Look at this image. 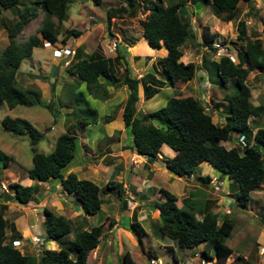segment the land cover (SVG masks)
<instances>
[{"label": "trees", "instance_id": "obj_1", "mask_svg": "<svg viewBox=\"0 0 264 264\" xmlns=\"http://www.w3.org/2000/svg\"><path fill=\"white\" fill-rule=\"evenodd\" d=\"M79 1H90L94 6L101 4V0ZM240 1L250 0H143L142 6L148 12L138 20L141 36L146 43L154 48L162 43L166 48V54L157 58L156 62L169 86L174 88L176 85V88L180 89L181 84L191 79L195 72L199 69L205 70L202 66L205 62L209 63V75L215 78L218 85L222 86L231 80V84L235 86L234 92L224 93L221 104H212V108L223 106L220 123L213 122L211 115L204 110L202 102L191 95H171L158 109L135 115L139 83L142 85L143 98H149L158 92L160 81L153 79L152 83H143L141 77L132 76L126 66L124 54L117 45L113 58L104 57L98 50L86 54L76 47L64 68L67 75L72 76L64 91L68 102L60 100L58 104L60 107H70L69 104H74L76 107L69 114L78 115L72 118V122L65 123L68 125L64 132L56 136L50 152L36 150L35 145L42 138V133L26 119L4 116L0 121L5 130L25 134L28 138L32 154L31 166L26 170L27 177L40 182L48 179L58 180L61 190L74 198L84 215H94L100 210V196L103 194L114 193L122 200L123 186L120 181L109 178L99 187L89 179L78 178L73 172L63 174V169L74 157L76 130H83L85 125L97 120L96 110L89 106L84 93L77 88L84 84L88 95L104 100L109 93L105 85L98 81V77H103L113 87L126 86L127 94L122 104L121 118L130 136L129 148L136 154L145 156L146 161H152L159 154L160 146L165 145L174 152L171 157L161 158L170 173L177 177L189 176L199 163L205 162L221 175H225L231 185L236 186L237 191L233 197L235 206L245 208L253 202L250 193L264 185V126L255 124L251 127L250 123L264 116V105H254L250 102V91L245 78L251 70L264 69V41L258 37L247 38L244 21L238 19L235 25V39L243 43L237 48L236 62L226 55L211 61L202 57L199 65L192 61L183 63L179 60L182 44L194 37L188 19H185L180 11L184 4L199 2L209 5L215 17L230 21L236 15ZM71 2L72 0H30V6H23L20 0H0V10H9L14 16L10 23L0 20V26L5 29L7 39L6 45L0 51V105L5 104L12 108L16 105L41 104L39 90L34 86L18 85L14 75L20 62L29 57L32 49L40 46L43 41L51 45H62L67 38H77L81 35V30L75 28L64 29L62 33L59 30L61 22L67 18ZM139 7L137 0H121L119 7L107 8V27L109 19L115 13L133 16ZM38 10L41 11L42 17L36 33L28 35L25 39H18L27 22L37 17ZM260 21L264 33V15ZM60 34L62 35L58 39ZM217 36V33H209L206 25L202 26L203 45L212 48L211 43ZM221 44H225L223 39ZM118 59H122L124 63L120 74L116 70L120 65ZM52 102L51 100L43 106L50 109ZM113 118L114 111L103 115L100 120L107 122ZM233 134L242 136L243 145L239 143V147H225L221 142L230 140ZM109 140L110 137L103 138L105 142ZM10 159L9 155L0 150L2 167H6ZM197 179L205 183L209 177L198 176ZM8 186L13 195L7 197L19 204L32 200V194L35 193V186L32 185L10 182ZM158 191L161 199L148 203L157 214L152 232L166 237L179 249H193L202 244L199 252L202 260L210 262L209 264H225L232 252L225 243L233 226V222L228 218L229 212L222 214L219 221V216L210 210L206 201L187 195L181 198V204L178 206L175 194L164 188H159ZM5 208L6 205L0 203V264H88L86 257L89 251L100 244L115 224L112 217H106L105 229L104 222L88 229H72L69 219L43 206L40 215L45 239L60 240L65 246L57 244V250L42 248L35 256L22 253L12 246L11 239L20 235L15 232L13 224L3 217ZM128 226L142 252L149 258L156 259L153 252L143 249L142 236L146 233L133 212ZM7 229L11 231L8 237ZM71 231L72 239L62 241ZM165 247L170 251L173 261H177L172 247ZM119 262L135 264L128 250H124L119 256Z\"/></svg>", "mask_w": 264, "mask_h": 264}, {"label": "rangeland", "instance_id": "obj_2", "mask_svg": "<svg viewBox=\"0 0 264 264\" xmlns=\"http://www.w3.org/2000/svg\"><path fill=\"white\" fill-rule=\"evenodd\" d=\"M255 1L263 3L264 0H250L247 2L240 1L237 5V12L236 15L231 21H224L222 19V27H218L219 25H214L215 16L212 14L209 5H202L199 2L192 3L190 8H186V12L183 11V15L185 19H188L190 21V15L194 14V16H199L204 20V22L211 26L212 31H216L220 28V33H222V36L218 35L217 40H222L225 42L223 45L214 46L216 47L215 50H212V48H207L205 53V59L206 61H210L208 58L218 59L221 55H226L229 57L230 60L232 58L235 59V53L237 51V48L242 45L243 41H238L235 39V25L236 21L238 19H242L244 21L245 25V31L247 38H254L258 37L261 38L264 41V33L262 31V24L260 21V18L262 15H264V7H260L255 9L254 3ZM121 3V0H102L101 4L99 6H94L90 1H79V0H72L71 4L68 7L67 10V18L61 22L60 25V32L62 33L64 29L67 28H75L81 30V35L78 38L84 37V40L88 44H94V42L99 41L100 36L103 33L102 38H108L109 40H112L113 42L115 39H112V37L107 33V20L105 17V11L107 8L111 7H119ZM30 0L27 2L25 1L23 3V6H30ZM21 7V6H20ZM39 16L36 18L30 20L27 22V24L23 27L22 32H20L18 39L22 40L25 39L28 35L32 33H36L37 28L39 26L42 14L39 12ZM187 14V15H186ZM186 15V17H185ZM13 15L9 10H0V20L3 22L7 21V18H12ZM137 19H140L139 14H137ZM111 18H114V20H111ZM109 19V22L113 21L112 28L116 26V23L119 22L121 25H131L134 24V28L137 29V22L135 20H127L125 19V13H115L113 17ZM218 18V17H217ZM39 19V22L37 21ZM75 19V20H74ZM106 21V24H103ZM134 21V23H133ZM38 25V26H37ZM190 27L192 25L190 24ZM201 28V40H202V27ZM223 28V29H222ZM3 29L0 26V30ZM4 34L6 35L5 29ZM117 30H121L120 27H117ZM209 33H217V32H210ZM219 34V33H218ZM62 35V34H60ZM58 36V38L60 37ZM82 36V37H81ZM74 37H69V39ZM68 39V38H67ZM215 40V43L217 42ZM6 41V39H5ZM117 41V39H116ZM108 45V48L110 51H114L113 56H107L108 58H113L116 54L115 48L111 49L110 44ZM187 42L186 40L182 46L181 49L183 51L184 56H188L189 50L187 48ZM4 43H0V51ZM198 45V44H197ZM130 46V45H129ZM55 47L54 45L49 48H43L39 49V52L34 53V57L36 59L35 61V67L32 68L29 66L30 58L26 57L21 62L20 68L22 70H25L26 72H33L36 74H39V69L36 67L38 64L43 65L44 72L47 74L50 73V70L52 67H54L53 75L58 73V80L57 85L55 86V90L50 92L52 94L51 100L53 101L50 109L43 106L46 103H41L33 106H19V108H16L14 110H11L8 112L6 110L5 104L0 105V121L2 117L5 116V114H21L25 116L24 119L30 122L39 132L42 133V138L38 141V143L35 145L36 150L43 153H48L52 150L50 147V143H54V140L56 136L62 132H64L65 127L68 124L63 123V119H65V123L72 122V118L77 117L76 114L71 116L68 111L63 110L70 108L71 110L75 108L76 106L74 104H69L70 107H64L59 106L57 103V100H61L62 102L66 103L67 98L64 95V91L62 92L61 87L59 88V80L63 78V76L66 74L64 73V68L62 69V66L59 65L60 58L58 57H52L51 55V48ZM212 47V46H211ZM85 50H88L87 48ZM121 51V50H120ZM204 56V55H203ZM202 56V57H203ZM106 57V58H107ZM125 60V58H124ZM194 57H189V61H193ZM54 61V62H52ZM120 65L116 69L117 73L120 74V72L123 69L124 63H122V59H118ZM126 62V61H125ZM236 62V59L234 60ZM60 68V69H59ZM120 68V69H119ZM199 72V71H198ZM197 72V73H198ZM42 75V74H41ZM46 75V74H45ZM199 77H201V82L204 85V89L206 93L200 98L199 100L202 101V105L206 106L208 109L206 112H208L211 115V119L215 123H220L222 120L223 112L221 109L218 108H212L213 103H220L221 104V97L224 93H233L235 90V86L231 84V80L229 79L226 83L221 85H218L215 81H212V85H208L204 83L203 75L198 74ZM15 77V75H14ZM214 78V77H213ZM16 79V78H15ZM215 80V78H214ZM43 81V80H42ZM46 81V80H45ZM246 84L250 91V97L249 100L252 104H262L264 105V69H254L248 72L246 78H245ZM194 82V81H193ZM18 85L22 87H26L23 84H20L17 82ZM83 84H80L78 87L80 90L84 91V89H81ZM111 85V84H110ZM112 86V85H111ZM209 86V87H208ZM64 90V89H63ZM86 92V91H85ZM53 94H56L54 96ZM170 95L166 92H159L155 95H153L152 99L149 100V109L150 110H156L160 106H163L165 104L166 99ZM211 98L214 99L212 102ZM69 99V98H68ZM51 100H47L50 102ZM87 102L89 103V106L91 107V102L89 98H86ZM221 107V106H220ZM112 108H110V112L112 111ZM63 111H60V110ZM69 110V109H68ZM103 110H107L106 107H103ZM24 114H23V113ZM65 112V113H64ZM251 119V118H249ZM258 126H264V116H260L256 118L255 120H252L250 123L251 127L253 125ZM92 130V129H91ZM87 133L90 134V129H86ZM96 132H99L103 134L101 131V124L99 126H95L94 130ZM254 131V130H253ZM76 141H75V158L78 155L79 150V138L80 134L79 131L76 130L75 133ZM233 138H231L228 141L221 142L225 147H239L238 140L236 138V134L232 135ZM103 136L99 141H96V144H101L103 141ZM81 144H83V140L81 141ZM131 144V141H130ZM0 150L5 152L7 155L11 157L9 160V163L6 167H2L0 165V181L2 180L6 184H9L10 182H15L19 180L20 178L23 179L25 177L24 171H26L31 166V150L28 143V138L25 134H16L12 131L5 130L1 123H0ZM96 153V152H95ZM161 157V154H160ZM115 159L117 157H114ZM122 158V157H121ZM130 163L134 166L136 163V158L134 155L129 156ZM158 158V156H157ZM162 158V157H161ZM160 158V160H161ZM159 159V158H158ZM90 166V165H89ZM93 169V168H92ZM208 173L210 175H217L220 180V185L214 184L215 179H211V184L209 182V186L207 187L209 191L206 189V184L201 183L200 180L196 181V183H199L197 185H200V188L198 191H205L208 194V198L210 199L208 203V207L215 211V213L220 217L222 214L229 212L228 218L231 219L233 222L232 230L229 234V236L226 238L225 243L228 245L232 252L228 256V258L225 261V264H263L264 262V256H262V253H260V247L264 246L261 244H264V185H261L258 189L252 191L250 193V196L253 199V202L247 204L245 208H240L234 205V193L237 191V188L235 185H232L230 189L229 195H224L222 197V191L221 188L222 182L224 181L222 179V176L219 172H217L215 169L211 168L207 163L201 162L193 171L194 175H198L199 173ZM205 173V174H206ZM218 173V174H217ZM109 175L108 179H115V175L111 176L110 171L107 172ZM11 175V177H10ZM16 175L15 180L13 179V176ZM203 177V176H201ZM129 178V173H126L123 177ZM14 180V181H11ZM196 179V178H195ZM210 179V178H209ZM126 180V179H125ZM155 180V179H154ZM97 182L100 186L104 185V182ZM165 184H167V187L173 189V193L177 192V189L180 188L178 185V181H164ZM174 182V183H173ZM171 185V187L169 185ZM188 187H185L187 189ZM33 195V194H32ZM144 196L141 197V199L138 200V205L134 208V211H132L136 216H141L143 218L139 224L142 226V228L145 230V233L148 235L142 236V245L143 249L145 251L150 250V252L154 253L156 258L160 261V264H172L174 261L172 259L170 251L167 249V245H170L172 247L174 256L178 259V261L182 264L184 262H188L191 258H198L197 256L193 257V252H196L199 254L198 250L196 248L193 249H184L181 250L178 247L174 246V244L167 239L166 237H160L158 234H155L152 232L153 223L157 221V215L154 210H152L150 207L146 206L144 210L139 213L137 211V208L140 207V202H144L145 204L148 202H152L155 198H159V194L155 195L153 194L152 197L149 196L148 193H144ZM144 198V199H143ZM180 196H177L176 204L180 206L181 199H179ZM150 200L146 201L145 200ZM199 199V198H198ZM10 201H13V199L9 198ZM112 200H115L114 197H112ZM132 201V199H130ZM129 200L127 199L125 201L128 206ZM118 203V201H116ZM9 209L5 211L4 217L6 221H13L16 220L17 224L20 226L18 222L20 220L17 217V215H23L25 213V210H21L20 208H29L26 206H33L32 203H28V205L19 204L15 201L9 203ZM30 204V205H29ZM144 204V205H145ZM228 204V205H227ZM132 207V203L129 204ZM142 205V206H144ZM124 207L121 209L118 208L115 204H107L103 203L102 210L98 211L94 215L86 216V220H76L73 223H71L72 229L75 228H84L88 229L89 227L93 225L100 224L104 222L103 229H105L106 226V217H112V218H118L119 219V226L121 228V231L111 232L114 228V225L111 227V229L108 231L106 237L100 242L99 246H96L93 250L90 251V254H87L86 260L88 264H120L119 262V256L122 254L124 250H128L132 259L134 260L135 264H149V257L146 256L140 247V244L138 243L136 237L132 232L126 228L128 222L127 219L128 215L132 214V212L124 211ZM15 210L19 211L17 214H15ZM136 211V212H135ZM40 211H36L35 215L36 218H40ZM128 214V215H127ZM42 216V215H41ZM42 220V219H41ZM125 222H127L125 224ZM27 224H33L34 227H36V223H34V216L31 214L29 215V219L27 221ZM41 225V224H40ZM79 225V226H76ZM81 226V227H80ZM119 230V229H118ZM34 239H38L36 234L32 235ZM73 233L72 231L65 235L62 238V241H68L72 239ZM48 241V242H47ZM44 241L43 244H48V249L56 250L58 245L59 246H65L64 242L59 241H50L47 240ZM50 244V246H49ZM53 244V247L51 245ZM58 244V245H57ZM98 247L102 248L98 251ZM202 247V244L199 245L200 249ZM31 247L24 245L21 252L24 253H31V254H39L40 250L30 251ZM240 257V259L238 258ZM155 264V263H152ZM187 264H193V262H188Z\"/></svg>", "mask_w": 264, "mask_h": 264}, {"label": "crops", "instance_id": "obj_3", "mask_svg": "<svg viewBox=\"0 0 264 264\" xmlns=\"http://www.w3.org/2000/svg\"><path fill=\"white\" fill-rule=\"evenodd\" d=\"M25 1L28 2L29 0H20V3H24ZM151 1H155V0H151ZM191 5L192 4L187 2L184 5V7L180 8L181 14L183 15V11L186 12L187 11L186 8H190ZM21 7L19 6V8ZM39 12L40 10H38V13ZM39 15L40 14H38L37 16ZM125 16H126L125 18L126 20L128 18V20L130 21L135 20L137 22V29L134 28L135 26L134 24L121 25L119 22H117L116 26L112 28L113 21H111V23L109 22L108 24L107 33L112 37V39H115V38L117 39V47L121 50V52H123L124 58L126 61V66L129 68L131 75L136 78L141 77L143 83H152L153 79H157L158 81H160L161 86L157 93L163 91L169 94L170 96L176 94V95H191L197 99H199L200 96L202 97L206 93V91L204 89L203 83L201 82V77H199L198 74L203 75L202 77H203L204 83L208 84L209 86L212 85V81H215L214 78L209 75L210 74L209 63L205 62L202 65L205 70L199 69L198 73L195 72V74L193 75L191 79L181 84L182 86L180 89H177L176 85L174 86V88L172 86H169L166 80L163 78L162 73L160 72V67L156 62L157 58L163 57L166 54L165 46L162 43H160L159 47L154 48V47H150L146 43L145 39L141 36V29L138 25L139 19H137L138 18L137 11L133 14V16H129V15H125ZM12 19H14V16L10 19L7 18V21L6 22L4 21V22L10 23ZM111 20H114V18H111ZM37 21L39 22V19H37ZM103 24H106V21ZM189 24L192 25L191 30L194 34V37L192 38L191 41H188L186 45L188 50L190 51L188 56H184L183 51L181 49L182 55L180 56V60L183 63H185L189 61V57H194V60L192 62L199 65L200 59L202 58L203 55H204L203 57L205 58L204 52L207 49V47L202 44L201 36L199 34L201 33L200 26L202 27L203 25H206L210 32H217V34L219 33L218 35L222 36V33H220L222 22L219 18L215 17L214 25L215 26L219 25L218 27L220 28L217 29L216 31H212L211 26H208L204 22V20H202L201 17L194 16V14H191ZM117 27H120L121 30L118 31ZM102 36H103V33L100 36L99 41L94 42V44H88V45L86 41L84 40V37L82 36H81L82 38H78V37L71 38V39L68 38L65 40L64 44L61 45L60 43H58L57 47H70L73 49H75L76 47H79L83 51V53H86V54H89L93 52L94 50H98L104 57L113 56L114 51H110L108 48V45L112 40H109L108 38H102ZM5 39H6V35L4 34V30L1 29L0 30V43H4L3 44L4 46L7 43V39L6 41ZM43 48H49V47L38 46L32 49V52L30 56L28 57L30 58L29 66H31L32 68L35 67L34 63L36 61L34 57V53L36 51L39 52V49H43ZM86 48L88 50H85ZM71 57H72V54L68 57V59L70 60ZM207 59H209L210 61L216 60L211 57L210 58L207 57ZM21 64L22 62H20L19 67L17 68L15 72L16 82L23 84L26 87H29V86L36 87L40 92L41 103H48L47 100H51L52 98L51 92L55 90V86L57 85L56 82L59 79L58 73L55 72V74L53 75L54 67H52L50 70V73L47 74L46 72H44L43 65L38 64L36 67L39 69V74H36L31 71L26 72L25 70H22L20 68ZM61 66H62V69L65 68V65H61ZM64 73L66 74L63 76L61 80H59V83H58L59 88L61 87L62 92L65 91V85L67 89L68 82L71 81L72 79V76L67 75V72H65V69H64ZM98 81L102 82L105 85V88L107 92L109 93L108 97L105 98L104 100L94 98L91 95H88L85 92V90L82 91L79 89V87L77 88V90H80L84 93L85 99L89 98L92 104L91 107L94 108L97 112V120L94 123L85 125L83 130L79 131V134L81 136L79 138L80 146L78 150V155L66 165V167L63 169V174H67L68 172H73L76 174L78 178L89 179L95 184H97V182L95 181L105 182L109 177V175L107 174L108 171H110L111 176L115 175V179L113 180L120 181L123 186L122 200H120L117 197V195L114 193L103 194L100 196V198L102 199V202H101L99 211L102 210V205L105 202L107 204L113 203L117 205L118 208L120 207L121 209L124 207L123 209L124 211L132 212L134 211V208L136 206H139L138 200L144 196L143 195L144 193L149 194V196L147 197H152L153 194L155 195L159 194V198L154 199V200H159L161 199V195L158 191L159 188H164L168 190L169 192L173 193V189L171 190V188L167 187V184H165L164 182L165 180L180 182L178 183L180 188L177 189L176 193H173L176 195V197L180 196L179 199L187 195H191L193 198H196V199L199 198L201 201H206L208 205L210 201V199H207L208 194L205 191H198V189L200 188V185H197L199 183H196V181H198L197 177L198 176H208L210 178L208 179V181L204 183L207 185L205 189L206 191L207 190L209 191V189L207 188L209 186V181L215 178L219 179V177H217V175H210L206 172L199 173L198 175L191 174L185 177L175 176L174 174L170 173L164 167L162 160H160L161 157H171L174 154V152L165 145L160 146V149H159L160 152L157 155L159 159L156 157L152 161H146L145 156L136 154L131 148H129L130 136L127 132V129L124 127V124L121 118L122 104L127 94L126 86L119 85L117 87H113L103 77H98ZM50 89H51V92H50ZM81 89H84V84L82 85ZM137 94H138L137 96L138 99L136 102L135 115L138 116L142 113L153 111L149 109V103H148L149 100H151L153 96L149 98H143L141 83H139L138 85ZM53 95L56 96V94H53ZM211 100L212 102L214 101L213 98H211ZM59 102L60 100L58 99L57 103ZM19 106H22V105H16L12 108H8L6 106V110L10 112L11 110L19 108ZM23 107H26V106H23ZM103 107H106L107 110L106 111L103 110ZM111 107H113L112 111H114V118L110 121L102 122L100 118L103 115L111 113L112 112V111L110 112ZM222 107L223 106L219 107L221 111H222ZM68 109L64 108L63 110L68 111L69 113L71 109L70 108ZM63 110L61 109L60 111H63ZM5 116L11 117V118L13 117L25 118V116L21 115L20 113L12 114V115L5 114ZM62 121H63L62 125H64L65 119H63ZM99 124H101V131L103 132V134L93 131L95 126H99ZM87 128L90 129V134L87 133L86 131ZM103 136L110 137V140L108 142H102L101 144H96V141H99ZM82 140H83V144H81ZM50 145H51L50 147L52 148L53 143H50ZM160 154H161V157H160ZM131 155H134L135 158L137 159L136 162H138L134 166L130 163L129 156ZM114 157H117V158L115 159ZM24 173H25V177L23 179L20 178L19 180L15 182H18L22 185L35 186V193L32 195V200H29L26 204L28 205V203H32L33 206H26L29 208H20L21 210H25V213L21 216L20 215L12 216V217H17L20 220V222H18L20 226L17 224L16 220L7 221V222L12 223L14 226L15 232L20 235V237H15L13 239H19L24 245L31 247V249H29L30 251H35L36 245H34V242L32 241V237H33L32 235L43 233V230L40 225L42 216L40 215L39 216L40 218L38 219L36 218V215H35V212L39 210L40 206H45L47 208H50V210H52L54 213L63 215L65 218L69 219L71 223H73L76 220L85 221L86 216H89V215H84L80 206L75 202L74 198L71 195L66 194L64 191L61 190V186L58 180L48 179L44 182L33 181L27 177L26 171H24ZM126 173H129V178L128 179L125 178L126 179L125 180L123 177ZM15 177L16 175L13 176L14 180H15ZM222 179L224 180L222 182L223 187L221 188L222 197H223L224 195L230 194L229 192H230L232 185L230 184V181L226 178L225 175L222 176ZM14 180L11 179V181H14ZM220 183H221L220 180L219 182L217 180L216 184L220 185ZM97 185L101 187L99 184ZM169 186L171 187V185ZM185 187H188V188L185 189ZM12 195H13V192L11 191L8 193L0 192V203H3L1 201H4L6 205L4 213L6 210L9 209V206H10L9 203L13 202V201L8 200L9 198L7 196H12ZM112 197H114L115 200H112ZM224 198H226V196H224ZM127 199L129 200L128 202L129 204L132 203V207L129 204L128 206L124 205L126 204L125 201ZM130 199H132V201H130ZM116 201H118V203H116ZM146 201H150V200L147 199L145 200V202ZM144 204L145 203L143 201L140 202V207L137 208V211L139 213H141V211L144 210L146 206H148V202L145 205ZM15 212H16L15 214H17V212L19 211L15 210ZM31 214L34 216V223H36L35 224L36 227H34L33 224H27L29 215ZM135 218L138 222H141V220L143 219L139 215L138 216L135 215ZM113 219L115 220V224L113 227L114 229L111 232L115 234V232L117 231L120 232L121 228L118 224L119 219L118 218H113ZM126 219L129 224V221L131 219V214L128 215V218ZM127 222H125V224ZM128 224L126 228L129 227ZM76 226H79V225H76ZM10 233L11 231L7 229L6 237H8ZM145 235H148V234H145ZM261 245H264V244H261ZM51 247H53V244L51 245ZM44 248H48V244L44 245ZM195 248L198 250V252H200L202 247L198 249L199 248V245H198ZM101 249L102 248L98 247V251ZM181 250H184V249H181ZM172 253H173V250H172ZM194 253L195 252H193V257H194ZM176 260L177 261L173 262L172 264H182L178 261L177 258ZM188 262H193V264H200L198 258L196 259L191 258ZM188 262H184V264H187Z\"/></svg>", "mask_w": 264, "mask_h": 264}, {"label": "clouds", "instance_id": "obj_4", "mask_svg": "<svg viewBox=\"0 0 264 264\" xmlns=\"http://www.w3.org/2000/svg\"><path fill=\"white\" fill-rule=\"evenodd\" d=\"M137 2L139 3V5H140V7L138 8V11H137V14H139V16H140V19H142L146 14H147V12H148V10H146V9H144L143 8V6H142V4H143V0H137ZM258 4L259 5V7L258 8H260V7H264V1H263V3L261 4V2H257V1H255V3H254V8H255V4ZM185 5V4H184ZM261 5V6H260ZM255 9H257V8H255ZM41 12V11H40ZM142 15V16H141ZM231 21V20H230ZM191 28V27H190ZM215 40H217V39H215ZM215 40L211 43V46H212V48H214V50L216 49V47H214V44H221V40H217V42L215 43ZM115 43H116V45H117V41H116V38H115ZM189 41V40H188ZM57 44L58 43H56V45H54L55 47H52L51 49V54H52V51L53 50H58L59 48H61V49H64V48H68V49H71V50H73V52H74V49L73 48H70V47H57ZM203 44V43H202ZM116 45H115V47H116ZM221 45H223V44H221ZM40 46H43V47H51V46H53V45H51L49 42H46V41H43L42 42V44L40 45ZM38 47V46H37ZM114 47V48H115ZM207 47V46H206ZM208 48V47H207ZM210 49V48H209ZM73 54V53H72ZM236 54V53H235ZM52 56L53 57H58V58H60V60L61 59H63V58H65V57H69L70 55H64V56H54L53 54H52ZM235 59H236V61H237V58H236V55H235ZM234 58H232V60L231 61H233L234 62V60H235ZM179 60H180V57H179ZM68 61H69V59L68 58H66V60H64L63 61V64L62 65H66L67 63H68ZM181 61V60H180ZM182 62V61H181ZM186 63V62H185ZM202 102V101H201ZM204 107V110L205 111H207V107L206 106H203ZM212 107V106H211ZM136 112V111H135ZM236 137H237V135H236ZM237 140H238V143H240V145L242 146L243 145V138H242V136H238L237 137ZM200 164V163H199ZM217 179L218 178H215V181H214V184H216L217 183ZM2 181V180H1ZM208 181V180H207ZM3 182V181H2ZM210 182V186H212L213 184H211V180L209 181ZM218 182H219V180H218ZM8 185V184H7ZM12 192V190L9 188V186H8V189H7V191H1L0 190V192H4V193H8V192ZM9 200V199H8ZM14 201V200H13ZM1 202H3V203H1V204H5L4 203V201H1ZM40 207H43V206H40ZM39 211V210H38ZM39 213H41V212H39ZM3 217H4V215H3ZM41 228H42V226H41ZM38 237H40V242L38 243V242H35L34 241V237H32V241L34 242V245H36V249L35 250H39V249H42V248H44V244H43V242L44 241H47L46 239H45V236H44V234L42 233V234H40V233H38V234H36ZM13 242H15V244H13ZM11 244H12V246H14V247H16V248H18L19 249V251L22 249V247L24 246V244L19 240V239H11ZM43 246V247H42ZM261 248H263V251L262 252H260V253H262V256H264V246H261L260 247V249ZM45 249H48V248H45ZM93 250V249H92ZM21 252V251H20ZM90 252V251H89ZM22 253H24V252H22ZM26 254H28V253H26ZM29 254H31V253H29ZM33 255H35L36 256V254H33ZM38 255V254H37ZM194 256H197L198 257V259H199V263L200 264H209L210 262H206V261H204V260H202L201 258H200V256H199V254L198 253H194ZM151 260H153V261H155L157 264H160V261L156 258V259H153V258H149V264H151ZM87 261V260H86ZM203 262V263H202ZM263 264H264V262H263Z\"/></svg>", "mask_w": 264, "mask_h": 264}, {"label": "built area", "instance_id": "obj_5", "mask_svg": "<svg viewBox=\"0 0 264 264\" xmlns=\"http://www.w3.org/2000/svg\"><path fill=\"white\" fill-rule=\"evenodd\" d=\"M260 6H261V5H260ZM258 7H259V5L256 3V4H255V8H258ZM141 16H142V15H141ZM115 45H116L115 41L111 42V44H110V48L113 49V48L115 47ZM214 46H218V48H220L219 44H214ZM72 53H73V50L68 49V48H64V49L59 48L58 50H53V51H52V54H53L54 56L71 55ZM7 189H8V185H7L5 182L0 181V190H1V191H7ZM34 241L39 243L41 240H40V238H38V239H34ZM13 244H15V242H13ZM262 251H263V248L260 249V252H262ZM150 262H151V264H152V263L157 264V263H156L155 261H153V260H151ZM202 263H203V262H202Z\"/></svg>", "mask_w": 264, "mask_h": 264}, {"label": "water", "instance_id": "obj_6", "mask_svg": "<svg viewBox=\"0 0 264 264\" xmlns=\"http://www.w3.org/2000/svg\"><path fill=\"white\" fill-rule=\"evenodd\" d=\"M66 58H68V57H65V58H63V59L60 60V65L63 64V61L66 60ZM42 209H43V207H39V211L40 212L42 211Z\"/></svg>", "mask_w": 264, "mask_h": 264}]
</instances>
